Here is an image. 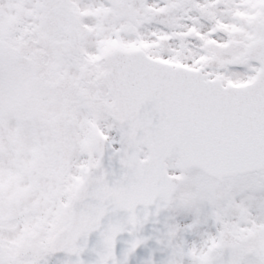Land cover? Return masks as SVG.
Segmentation results:
<instances>
[{
	"label": "snow or ice",
	"instance_id": "snow-or-ice-1",
	"mask_svg": "<svg viewBox=\"0 0 264 264\" xmlns=\"http://www.w3.org/2000/svg\"><path fill=\"white\" fill-rule=\"evenodd\" d=\"M0 264H264V0H0Z\"/></svg>",
	"mask_w": 264,
	"mask_h": 264
}]
</instances>
